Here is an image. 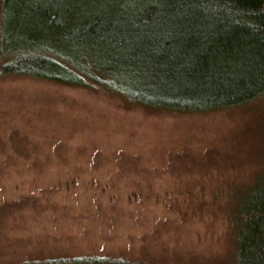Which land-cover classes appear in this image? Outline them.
Instances as JSON below:
<instances>
[{
    "label": "rangeland",
    "instance_id": "rangeland-1",
    "mask_svg": "<svg viewBox=\"0 0 264 264\" xmlns=\"http://www.w3.org/2000/svg\"><path fill=\"white\" fill-rule=\"evenodd\" d=\"M263 173L264 97L178 113L0 79V264H230L236 195Z\"/></svg>",
    "mask_w": 264,
    "mask_h": 264
},
{
    "label": "trees",
    "instance_id": "trees-1",
    "mask_svg": "<svg viewBox=\"0 0 264 264\" xmlns=\"http://www.w3.org/2000/svg\"><path fill=\"white\" fill-rule=\"evenodd\" d=\"M7 77L102 87L154 110L237 108L264 97V0H0ZM236 196L230 264H264V173Z\"/></svg>",
    "mask_w": 264,
    "mask_h": 264
}]
</instances>
